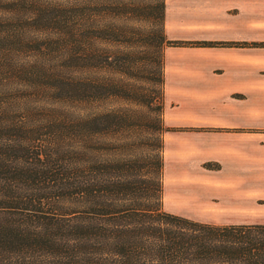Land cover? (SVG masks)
I'll list each match as a JSON object with an SVG mask.
<instances>
[{"label": "trees", "instance_id": "obj_1", "mask_svg": "<svg viewBox=\"0 0 264 264\" xmlns=\"http://www.w3.org/2000/svg\"><path fill=\"white\" fill-rule=\"evenodd\" d=\"M157 7L161 22L163 0ZM70 8L66 65L79 73L86 24L82 6ZM23 82L44 95L0 83V264H264V222H205L162 209L158 156L147 176L138 173L144 158L88 155L97 145L89 136L130 128L132 119L125 108L78 114L76 104L118 95L119 85L34 66Z\"/></svg>", "mask_w": 264, "mask_h": 264}, {"label": "rangeland", "instance_id": "obj_2", "mask_svg": "<svg viewBox=\"0 0 264 264\" xmlns=\"http://www.w3.org/2000/svg\"><path fill=\"white\" fill-rule=\"evenodd\" d=\"M158 1L0 0V83L21 95L43 96L23 84L34 66L58 71L65 80L77 75L90 84L119 85L118 95L76 104L78 114L125 108L132 119L130 128L109 127L89 136L97 145L88 155L144 158L138 173L147 176L158 156L165 211L213 223L264 222V136L181 131L204 123L178 108L180 98L193 97L194 52L166 41L192 39V1L163 0L161 22L155 16ZM74 2L82 6L86 24L81 73L66 65ZM210 157L218 162L207 161ZM229 195L243 197L247 205H232L236 201Z\"/></svg>", "mask_w": 264, "mask_h": 264}, {"label": "crops", "instance_id": "obj_3", "mask_svg": "<svg viewBox=\"0 0 264 264\" xmlns=\"http://www.w3.org/2000/svg\"><path fill=\"white\" fill-rule=\"evenodd\" d=\"M191 1L193 37L179 46L194 52L193 97L178 108L204 123L181 131L264 136V0Z\"/></svg>", "mask_w": 264, "mask_h": 264}]
</instances>
